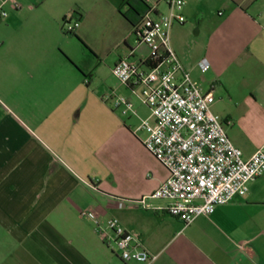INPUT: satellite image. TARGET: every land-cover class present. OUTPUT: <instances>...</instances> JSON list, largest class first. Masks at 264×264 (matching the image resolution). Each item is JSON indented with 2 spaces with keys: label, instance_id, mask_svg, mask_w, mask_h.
<instances>
[{
  "label": "crops",
  "instance_id": "crops-1",
  "mask_svg": "<svg viewBox=\"0 0 264 264\" xmlns=\"http://www.w3.org/2000/svg\"><path fill=\"white\" fill-rule=\"evenodd\" d=\"M204 1L184 0L185 22L209 19ZM213 1L220 20L210 39L226 49L206 56L205 73L183 68L202 91L217 92L211 111L230 121L227 137L248 159L264 147V0ZM0 7V264H137L104 245L83 211L138 236L155 256L150 264H264V175L187 226L168 214L166 200L133 203L167 171L136 131L144 106L101 75L120 58L147 57L135 30L147 9L166 11L163 0H0ZM65 19L76 24L71 35ZM110 92L128 98L132 112L113 110L103 98Z\"/></svg>",
  "mask_w": 264,
  "mask_h": 264
},
{
  "label": "built area",
  "instance_id": "built-area-1",
  "mask_svg": "<svg viewBox=\"0 0 264 264\" xmlns=\"http://www.w3.org/2000/svg\"><path fill=\"white\" fill-rule=\"evenodd\" d=\"M166 11L156 14L147 9L136 27L138 43L148 49L145 59L133 62L120 58L111 68L112 76L147 108L136 131H142L144 149L167 171V177L149 195L133 201L147 206L149 199L168 201L167 212L184 226L199 216H209L234 196H244L249 182L264 175V147L248 159L227 137L223 122L212 113L211 92L196 86L170 47L169 32L182 25L184 0H163ZM6 13L1 10L0 16ZM76 24L67 19L62 30L72 33ZM201 73L209 69L202 59ZM111 100L113 110L122 115L132 112V104L111 92L103 96ZM122 202H118L121 208ZM95 224L100 241L118 252L124 263L150 264L155 256L144 248L140 238L121 227L115 218L100 226L96 216L81 212Z\"/></svg>",
  "mask_w": 264,
  "mask_h": 264
},
{
  "label": "rangeland",
  "instance_id": "rangeland-1",
  "mask_svg": "<svg viewBox=\"0 0 264 264\" xmlns=\"http://www.w3.org/2000/svg\"><path fill=\"white\" fill-rule=\"evenodd\" d=\"M205 1L210 4L207 13L210 12L212 14L205 23H202L203 20H196L194 22L192 20L186 19V22L182 25H173L169 32L170 45L172 46L181 65L184 66L186 70L190 72V74L191 71L197 68L198 63L203 58L206 59V56H210L218 50L226 49L224 44L215 43L217 45H214L213 40L210 39L212 29L215 27L220 18L215 13L217 8L215 1ZM160 7L163 9L162 4ZM101 76L103 78L104 84L109 88L119 85L122 86L112 76V74H110L109 69L106 67L102 70ZM201 77V75L198 76V78ZM213 95L215 98H218L219 96L217 92L213 93ZM141 114L143 117H145L147 114H149V111L147 108L143 107L141 109Z\"/></svg>",
  "mask_w": 264,
  "mask_h": 264
},
{
  "label": "trees",
  "instance_id": "trees-1",
  "mask_svg": "<svg viewBox=\"0 0 264 264\" xmlns=\"http://www.w3.org/2000/svg\"><path fill=\"white\" fill-rule=\"evenodd\" d=\"M63 32H64V34L71 35V33H67V32H65V31H63Z\"/></svg>",
  "mask_w": 264,
  "mask_h": 264
}]
</instances>
